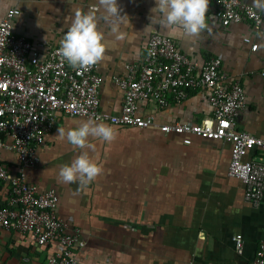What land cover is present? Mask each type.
I'll return each mask as SVG.
<instances>
[{
	"label": "crops",
	"instance_id": "0c3cea01",
	"mask_svg": "<svg viewBox=\"0 0 264 264\" xmlns=\"http://www.w3.org/2000/svg\"><path fill=\"white\" fill-rule=\"evenodd\" d=\"M244 1L253 6L252 0ZM117 2L129 21L119 23L115 33L103 20L98 22L107 57L98 62L103 78L100 109L110 114L120 113L124 100L114 78L125 77L127 63L143 60L153 32L169 37L158 26L145 30L154 0ZM96 5L97 0H0V22L9 10H19L12 19L14 32L26 37L32 51L44 58L60 46L73 13ZM255 8L263 14L260 28L247 21L224 27L217 17V1L207 0L204 29L194 37L170 38L198 68L210 59L221 60V71L230 81H240L245 94L238 130L264 136V8ZM245 38L258 44L255 54ZM138 113L160 124L200 123L212 108L200 92H192L164 109L141 101ZM85 120L59 114L37 148L38 165L27 171L28 183L40 192H56L57 215L80 230L86 242L77 252L80 264H239L253 258L264 240V193L259 207L245 201L244 183L228 175L230 143L193 137L185 145L181 136L165 135L157 128L110 124L113 138L90 137L93 149H79L56 137L60 126L67 130ZM81 151H88L100 173L87 185L63 182L60 168ZM0 165L18 173V158L10 150L0 149ZM8 196L7 182L0 181V203ZM238 234L245 242L242 255L234 249ZM54 248L38 245L30 234L0 231V264H45Z\"/></svg>",
	"mask_w": 264,
	"mask_h": 264
},
{
	"label": "built area",
	"instance_id": "2783aa9c",
	"mask_svg": "<svg viewBox=\"0 0 264 264\" xmlns=\"http://www.w3.org/2000/svg\"><path fill=\"white\" fill-rule=\"evenodd\" d=\"M217 17L227 27L244 21L255 28L263 24V14L244 0H216ZM11 9L0 22V149L14 152L19 161L17 174L0 165V181L7 182L9 196L0 203V231L30 234L38 245L54 244L45 264H80L77 252L86 244L78 228L57 215L59 197L54 190L40 192L27 181V171L39 163L37 148L54 128L59 114L91 118L112 126L157 128L165 135L182 137L185 145L193 137L214 139L231 145L230 177L245 185L244 199L259 207L264 193V136L238 130L237 118L246 107L240 81H230L221 71V60L210 59L198 66L178 49L177 42L159 32L148 40L140 63H127L125 77L114 81L124 93L121 111L110 114L100 109L103 82L98 63L74 68L60 53V46L40 58L29 40L14 32ZM251 54L258 44L250 38ZM264 77V73H262ZM200 92L212 114L200 123H158L152 116L138 113V103L150 101L164 109L172 102L185 101ZM254 152V156L248 158ZM131 226V225H126ZM236 254L244 251V238L233 237ZM239 264H264V240L252 259Z\"/></svg>",
	"mask_w": 264,
	"mask_h": 264
},
{
	"label": "clouds",
	"instance_id": "9594fccd",
	"mask_svg": "<svg viewBox=\"0 0 264 264\" xmlns=\"http://www.w3.org/2000/svg\"><path fill=\"white\" fill-rule=\"evenodd\" d=\"M252 3L257 8H264V0H252ZM7 8L8 5H5V10ZM206 12L207 0H154V6L150 9V23L145 30L149 26H158L169 37H194L205 27ZM100 20L113 33L117 32L119 23L129 21L126 15H121L117 0H97L95 9L76 10L60 40V53L70 66L83 68L107 58L104 33L98 27ZM57 133L58 139H66L79 149L94 148L89 142L90 137L110 141L114 135L111 126L91 118L67 130L60 126ZM99 173L100 168L88 151H81L75 159L60 168L59 176L65 183L78 181L81 185H87Z\"/></svg>",
	"mask_w": 264,
	"mask_h": 264
}]
</instances>
